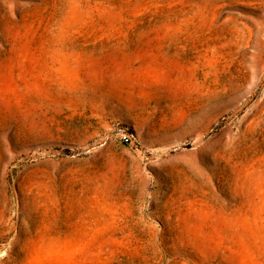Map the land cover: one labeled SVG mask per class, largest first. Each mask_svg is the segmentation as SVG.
<instances>
[{
	"label": "rangeland",
	"instance_id": "obj_1",
	"mask_svg": "<svg viewBox=\"0 0 264 264\" xmlns=\"http://www.w3.org/2000/svg\"><path fill=\"white\" fill-rule=\"evenodd\" d=\"M0 264H264V0H0Z\"/></svg>",
	"mask_w": 264,
	"mask_h": 264
},
{
	"label": "built area",
	"instance_id": "obj_2",
	"mask_svg": "<svg viewBox=\"0 0 264 264\" xmlns=\"http://www.w3.org/2000/svg\"><path fill=\"white\" fill-rule=\"evenodd\" d=\"M122 139H123V141H125L126 143L131 142V141H132V135L129 134V133H127V132H124V133L122 134Z\"/></svg>",
	"mask_w": 264,
	"mask_h": 264
}]
</instances>
